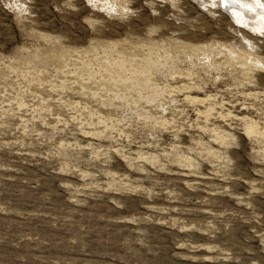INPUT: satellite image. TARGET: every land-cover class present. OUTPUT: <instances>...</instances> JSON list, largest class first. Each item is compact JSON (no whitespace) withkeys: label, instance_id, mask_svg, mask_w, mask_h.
<instances>
[{"label":"rangeland","instance_id":"obj_1","mask_svg":"<svg viewBox=\"0 0 264 264\" xmlns=\"http://www.w3.org/2000/svg\"><path fill=\"white\" fill-rule=\"evenodd\" d=\"M228 1L0 0V264H264V0Z\"/></svg>","mask_w":264,"mask_h":264},{"label":"bare ground","instance_id":"obj_2","mask_svg":"<svg viewBox=\"0 0 264 264\" xmlns=\"http://www.w3.org/2000/svg\"><path fill=\"white\" fill-rule=\"evenodd\" d=\"M235 1H237V2H235ZM235 1H228V3L227 2H224V3H226V6H227V4H229L227 9H229L230 13L237 16L239 19H246V18H244V16H247L246 14H248V13L253 14L256 11L254 8L253 9L249 8L250 6H248V5H247L248 6L247 7L245 5V3L242 4L243 0H235ZM257 11H259V9Z\"/></svg>","mask_w":264,"mask_h":264}]
</instances>
